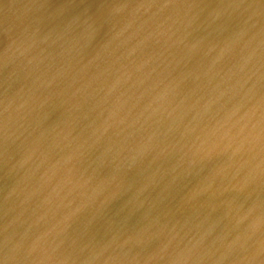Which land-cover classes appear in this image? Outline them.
I'll list each match as a JSON object with an SVG mask.
<instances>
[{
	"label": "water",
	"instance_id": "95a60500",
	"mask_svg": "<svg viewBox=\"0 0 264 264\" xmlns=\"http://www.w3.org/2000/svg\"><path fill=\"white\" fill-rule=\"evenodd\" d=\"M162 1L0 0V264H264V0Z\"/></svg>",
	"mask_w": 264,
	"mask_h": 264
},
{
	"label": "bare ground",
	"instance_id": "6f19581e",
	"mask_svg": "<svg viewBox=\"0 0 264 264\" xmlns=\"http://www.w3.org/2000/svg\"><path fill=\"white\" fill-rule=\"evenodd\" d=\"M195 1H197V0H193V2H195ZM246 1L252 2V0H246ZM112 6H113L112 3L107 2V9L112 8ZM253 6L254 5H252V7ZM149 12L157 17V19L150 22L151 23L150 25H152L153 27H157V26L161 27L162 23L164 22V20L166 18L168 20H176V19L178 20V17H180L185 12V7L182 6V0H164L159 5L150 6ZM151 30L155 31L153 29H151ZM106 41L108 42L107 38H105V37L99 38V44L97 47V51H96V54L93 58L95 63L99 62V60L101 58V54L103 52L104 44L106 43ZM65 51L70 53L68 50H65ZM145 62H147L148 66H151V69H152L154 66H159L158 64H162L163 59L159 58L158 56H154L152 61L146 60ZM139 67L142 68L143 71L147 70V71L154 72V70H155V69L154 70H148L145 66H139ZM10 68L11 67L9 66L8 69H10ZM119 68L121 70H125L124 66H119ZM253 68H254V66L247 67L246 68L247 73L251 72L249 74H252ZM254 71L255 72L257 71L256 68L254 69Z\"/></svg>",
	"mask_w": 264,
	"mask_h": 264
}]
</instances>
